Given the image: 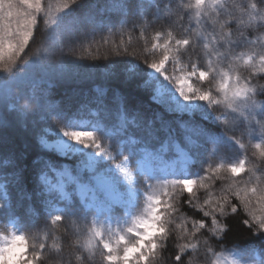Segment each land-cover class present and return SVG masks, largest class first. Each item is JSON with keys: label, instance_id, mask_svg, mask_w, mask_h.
<instances>
[{"label": "snow or ice", "instance_id": "snow-or-ice-1", "mask_svg": "<svg viewBox=\"0 0 264 264\" xmlns=\"http://www.w3.org/2000/svg\"><path fill=\"white\" fill-rule=\"evenodd\" d=\"M41 24V50L25 58ZM201 24L211 28L207 35L195 32ZM147 26L159 28L153 40L163 38L162 44L137 53L121 40L110 55L130 59L80 63L91 56L86 45L107 44L116 33H129L130 42L131 32ZM261 27L264 0H0V223L6 229L0 232V264H48L41 259L44 243L29 251L26 232L38 227L34 202L47 206L52 224L66 216L91 224L86 249L69 252L80 253L78 264H157L175 231L177 196L185 192L183 203L202 218L190 231L176 226L173 264H191L186 257L201 249L206 264H264V101L257 100L264 84L253 82L264 72V45L223 66L234 48L250 43L246 33ZM178 30L183 38L174 35ZM198 42L205 67L182 61ZM78 49L87 56L76 55ZM238 60L247 75L238 71ZM57 85L68 87L53 99ZM215 106L224 111L213 115ZM10 130L18 132L23 149ZM208 145L210 157L221 162L213 166L210 159L201 172L191 171ZM234 145L238 155L224 162L221 150ZM249 148L258 151L249 157ZM29 150H35L30 166L23 163ZM73 156V166L60 163ZM68 185L79 200L58 207L57 195L70 199ZM232 200L246 212L251 238L224 249L228 256L222 257L217 249L230 229L221 218L238 214ZM57 251L55 264H69Z\"/></svg>", "mask_w": 264, "mask_h": 264}, {"label": "trees", "instance_id": "trees-1", "mask_svg": "<svg viewBox=\"0 0 264 264\" xmlns=\"http://www.w3.org/2000/svg\"><path fill=\"white\" fill-rule=\"evenodd\" d=\"M51 3L55 4L57 0H50ZM230 2L235 4L246 3L248 0H230ZM255 2V0H252ZM185 5L188 4V0H183ZM195 23V20H193ZM159 30V28H153L151 26L146 27V31L141 32L139 29L136 31L131 32V41L129 42L128 36L129 33H125L121 36L119 33H116L112 36L108 37L109 43L107 44H97L93 43L90 46L86 45L88 51L91 52V56H87V52L83 49H78L76 55H85L87 59L81 61L80 63L85 65H100L105 66L110 63L111 60H122V59H130L131 57H113L110 55V49H112L115 44H119L121 40H124L128 43L129 51H135L140 53L145 47H151L153 42H157L162 44L163 38L159 41H154L153 37L155 36V32ZM211 31V28L205 24H201L195 28L196 33L203 32L204 35H207L208 32ZM107 35V33H105ZM176 38H183L184 33L182 31L174 32ZM249 44L241 45L239 47L234 48L232 53H238L242 50H247L250 48H257L261 45V38H264V27L258 28L256 31L251 33H246ZM42 38H43V24H41V31L37 33L35 37V42H30L29 47L25 50L27 56L25 58L34 56L39 53L42 47ZM97 41H99V36L97 37ZM220 52H223L224 49L220 48ZM24 55V54H22ZM99 56V59H94L93 57ZM108 56V59L104 57ZM59 53L56 56V59H59ZM66 59L74 60V56L66 57ZM183 63L186 65H190L191 63H196L199 67H204L207 64V57L203 51V42H198L195 47H190L189 52L182 57ZM238 71L242 72L244 75H247V70H244L243 67H237ZM264 77L263 74L257 75L254 79V83L258 82L260 84H264ZM96 83H103L101 80H97ZM91 85H89L90 87ZM66 85H57L52 89V98L53 99H60L66 88ZM146 99V98H145ZM258 101H264V96H259L257 98ZM218 128H222L223 124L218 122ZM243 129H238L235 133L236 136H240ZM10 135H12L16 139L17 149H23V143L19 139V134L16 130H10ZM232 133H229L231 135ZM246 142V139H245ZM208 152H206L203 156L199 157L198 161L192 165L191 171L193 172H201L202 169L207 165L209 160L211 159L213 166L216 163L221 162L216 158L210 157L212 146L208 145ZM253 151H258L252 148H249L247 155L249 157L252 156ZM35 150H29L26 154V157L23 161L26 165H31V160L34 158ZM239 153L238 146L234 145L232 149H222L221 154L225 157V161L227 162L229 159H234L236 155ZM256 157H253L255 160ZM60 163H67L68 161L62 158H59ZM250 165L246 164V167ZM245 173H241V176H244ZM221 182L216 181V186L219 188ZM194 191L196 189L194 188ZM179 193V190H177ZM197 195L200 197V202H203L205 198V193L201 189L197 192ZM177 199L179 201V212L173 215V224L172 227L175 229L173 235L169 238L164 250L158 252L157 256V264H173V257L175 254V245L179 239V229L176 228L177 225L186 224L189 231L191 230L192 221L198 220L202 218V213L199 212L196 208L190 207L188 204L183 203V201L188 199V193L185 192L183 194H178ZM77 199H73L76 201ZM35 207L39 209V211L34 212L32 216V220L35 221L38 225L37 228L31 230L30 232H26V235L29 237L28 244H29V251H31L32 246L36 245L37 251H39V245L44 243L46 245L43 255L41 259H48V264H55V261L59 258L60 253L57 249H62L63 255L65 260L69 262V264H78L76 260V256L80 253L77 251L75 255H69L70 250H75L78 247H87L88 241V227H91V224L85 226L84 222L78 221L75 217H65L62 221L56 222L55 224L51 223V216L44 210V204L40 202H34ZM232 203L237 204L238 206V214L230 215L228 217L221 218V223L225 226V229H230L227 234V238L218 246V251L221 252L224 249H230L234 243L245 241L251 238V234L247 227L243 224V220L247 219V214L239 207V202L236 200H232ZM62 204V203H61ZM53 215V214H52ZM92 214L89 215V221H91ZM45 219L48 221L47 225L45 226ZM205 221L210 224L209 218H204ZM202 232L205 230H201ZM207 236H201V241L207 239ZM180 243H183V240H179ZM93 246H95L96 241H92ZM100 257L97 255V260ZM187 260L191 262V264H206L205 257L203 254V250L199 253H192L188 257Z\"/></svg>", "mask_w": 264, "mask_h": 264}, {"label": "rangeland", "instance_id": "rangeland-1", "mask_svg": "<svg viewBox=\"0 0 264 264\" xmlns=\"http://www.w3.org/2000/svg\"><path fill=\"white\" fill-rule=\"evenodd\" d=\"M189 3H193L194 4V0H188V4ZM194 20V19H193ZM262 45H264V38H261V45L259 46V47H257V48H250V49H247V50H242V51H239L238 53H232V56H230V59H229V61H224L223 62V66L225 67V68H227V65H228V63L232 60V58L233 57H237V56H240L242 53H244V54H250L251 53V51L252 50H255V51H259V50H261V46ZM233 52V51H232ZM245 59H246V56H245ZM236 63V67H243V69L244 70H246V68H247V66L244 64V61L243 60H238V61H236L235 62ZM258 63V62H257ZM206 66V65H205ZM204 66V67H205ZM240 72V71H239ZM242 73V72H241ZM261 74H263L264 75V72H261L260 74H258V75H261ZM203 103V102H202ZM224 111V108H223V106H215V111L213 112V115H220L221 114V112H223ZM62 159H65V160H67L68 162L67 163H63V164H68L69 166H73L75 163H76V160H77V157H61ZM117 162H119V161H117ZM169 179H171L172 177H168ZM137 179H140V181H141V183H140V187L142 188L143 187V179L142 178H137ZM66 191H68L69 192V194H70V199L69 200H60L59 199V196L57 195V197H56V204H57V206L58 207H64L67 203H70V202H72V200L75 198V199H77V200H79V197L75 194V190H74V188H73V186H71V185H68L67 186V188H66ZM4 202V200L3 199H0V204H2ZM62 203V204H61ZM143 207V201H141V208ZM44 210L48 213V210H47V206L46 205H44ZM49 214V213H48ZM53 215H55V213H52ZM93 215L94 214H92V218H91V220L93 219ZM6 229H5V227H4V224L3 223H0V232H3V231H5ZM106 235H107V233H106ZM220 254H221V256L222 257H227L228 256V253H227V251H221L220 252Z\"/></svg>", "mask_w": 264, "mask_h": 264}]
</instances>
